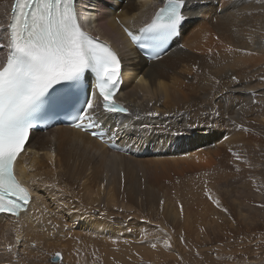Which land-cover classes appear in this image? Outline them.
I'll return each mask as SVG.
<instances>
[{
  "label": "bare ground",
  "instance_id": "obj_1",
  "mask_svg": "<svg viewBox=\"0 0 264 264\" xmlns=\"http://www.w3.org/2000/svg\"><path fill=\"white\" fill-rule=\"evenodd\" d=\"M12 1L0 0V24L8 23ZM99 1L83 3L91 2V12L85 10L92 18L93 34L116 48L131 77L121 84L118 101L142 117H123L131 125L124 134L137 146L132 155L124 156L68 128L30 134L16 173L34 195L29 212L22 213L18 222L0 215V264H52L54 253L50 257L47 253L56 248L62 257L58 264H80L81 243L75 241L79 236L91 249L102 250L104 263L117 264L119 247L112 242L121 230L114 223H119L118 218L125 223L145 220L154 229L159 223L161 243L155 249L143 231L149 226L136 225L139 235H130L135 237L130 244L131 260L201 264L206 260L205 252L199 251L203 245L214 246L223 235L249 231L264 218L257 206L236 202V192L264 202V182H251L248 166H239L241 173L222 182L216 180L231 172V134L245 132L232 120L264 135V95L257 96L260 102L252 105L248 92L242 90L264 93L260 79L264 76V0H203L197 5L198 13L183 26L179 40L172 42L160 60L149 63L132 48L120 24L137 31L163 0H110L107 6ZM193 65H198L199 74L192 71ZM232 75L239 83L232 82ZM210 76L220 84L215 85ZM213 107L219 116L212 114ZM147 111L160 115L144 116ZM250 145L254 156L264 160V143ZM48 184L56 187L48 188ZM206 189L221 195L229 206L228 214L194 197ZM52 190L69 195L53 206ZM108 225L111 230L104 231L110 236L99 241L98 235L105 234L101 228ZM17 229L22 237L19 245L15 243ZM182 232L186 234L183 242L177 240ZM165 239L170 248L164 246ZM8 244L13 245L11 253L6 250ZM222 250L219 246L212 253L220 255ZM244 264L261 263L253 258Z\"/></svg>",
  "mask_w": 264,
  "mask_h": 264
},
{
  "label": "snow or ice",
  "instance_id": "obj_2",
  "mask_svg": "<svg viewBox=\"0 0 264 264\" xmlns=\"http://www.w3.org/2000/svg\"><path fill=\"white\" fill-rule=\"evenodd\" d=\"M202 2L192 0L190 6L189 0H163V6L155 11L150 21L141 24L140 35L127 28L124 31L133 45L148 53L149 59L160 60L169 40L198 13L197 5ZM236 51L256 54L244 49ZM192 71L199 74L198 65H193ZM260 79L264 84V76ZM210 80L215 85L220 84L215 76H210ZM231 80L234 84L239 83L235 75ZM121 83L122 63L118 53L84 30L76 0H14L7 25L0 24V214L18 222L22 213L29 212L34 190L18 178L16 166L18 158L26 151L30 132L41 116L67 106L70 126L105 144L115 140L121 127L131 126L120 119L116 122L118 127H109L105 132L106 117L142 119L139 111L133 114L118 102ZM242 90L248 92L252 105L260 102L257 96L264 95L255 89ZM212 100L215 102V96ZM212 114L219 116L220 112L213 107ZM159 115L156 111L144 113L148 117ZM231 123L249 131L235 120ZM112 147L115 148V144ZM229 151L236 161L248 164L239 153ZM46 187L55 188L56 185ZM205 195L220 211L228 214V209L210 190L206 189ZM160 203L163 206V200ZM258 206L264 207V204ZM156 228L160 230L159 225ZM21 239L17 229L15 243L19 245ZM156 246L151 244L154 249ZM164 246L171 247L168 239L164 240ZM12 247L8 244L6 250L11 253ZM61 258L60 252L54 253L52 264H58Z\"/></svg>",
  "mask_w": 264,
  "mask_h": 264
},
{
  "label": "rangeland",
  "instance_id": "obj_3",
  "mask_svg": "<svg viewBox=\"0 0 264 264\" xmlns=\"http://www.w3.org/2000/svg\"><path fill=\"white\" fill-rule=\"evenodd\" d=\"M99 1V0H97ZM99 3L102 6H107L108 3H110V0H100ZM104 4V5H103ZM96 18L97 16L94 15ZM264 133V132H262ZM232 141H233V152H237L241 155L242 158H245L248 161V164H244L242 162L236 161L234 157L230 156L231 162V172L228 173V175L220 177L217 179L215 177L216 173L212 175V180L214 181L215 178L218 181H223L227 177H232L235 175L236 172H240L239 166H248V178L251 180V182L257 183L259 180H263L264 182V160L254 156V154L249 150L250 144H256V143H264V135L258 134L256 132L247 131L244 132L241 135H236L234 133L231 134ZM237 168H239V171H237ZM223 171V170H221ZM219 172V171H218ZM250 182V181H249ZM213 196L220 200V203L226 207L229 208V206L222 201L221 195H217L214 192H211ZM69 194H62L60 192H56V190H52V205L55 206L58 201L61 199H65ZM236 202H244L251 204L252 206H257L260 214L264 216V207H259L258 205L264 204V202L256 201L255 198L249 196L242 197L238 192L235 193ZM194 197H198L201 200L206 201L209 205H214L211 200L208 199V197L205 195V191L197 193L194 195ZM215 209H219L214 205ZM95 216V215H93ZM119 223L114 222L118 227H121V230L119 231V234L117 238L112 242L114 246L119 247V252L117 256V264H146V260L144 258H138L136 260H131L129 253L130 252V244L131 240H133L135 237L139 235V230L136 227V225H142V226H149L146 228H143V231L148 234V245L151 246V244L155 243L156 245L161 243V238L159 236V230L157 228H151V224L146 222L145 220H132L128 222H124V218H118L117 219ZM159 225L158 222H156V226ZM111 225L106 226V228H101L102 231L104 230H111ZM160 228V227H159ZM201 230H203L202 227H196ZM88 230V229H87ZM87 230H84L83 233H88L92 235L95 239L99 236V241L101 237H108L110 236L109 232L104 231V236H98L93 235L89 233ZM124 232V233H123ZM133 234L134 236L131 238L130 235ZM181 236L186 237L185 233H180L177 236V240H181ZM80 238H77L75 241L78 243H81L78 245V254H79V263L80 264H106L103 262V259L101 257L102 250H93L91 249V245L87 242V240L84 237L79 236ZM143 240V241H146ZM208 246V247H207ZM203 245L199 249L201 252H205L201 258L205 257V262L201 261V264H207L206 261L216 263V264H244L248 262L249 260L253 258H257L261 264H264V218L260 221V224L258 226H253L251 230L241 233H234V234H228L223 235L221 238L217 239L214 243V246L209 245ZM221 246L223 250L221 251L220 255H217L215 253H212L213 249ZM55 252H59L56 248L55 251H49L48 256L52 255ZM46 253V252H44ZM61 253V252H60ZM144 254V253H142ZM197 255L200 254V252H196ZM48 257V258H49ZM140 257V256H139ZM200 256H198L197 259H201ZM130 259V260H129ZM176 260L178 261V257H176ZM49 262V261H48ZM203 262V263H202ZM175 264H179L175 263Z\"/></svg>",
  "mask_w": 264,
  "mask_h": 264
},
{
  "label": "water",
  "instance_id": "obj_4",
  "mask_svg": "<svg viewBox=\"0 0 264 264\" xmlns=\"http://www.w3.org/2000/svg\"><path fill=\"white\" fill-rule=\"evenodd\" d=\"M52 260H53V256H52V258H51V262H52ZM60 261H61V260H60ZM60 261H59V262H60ZM59 262H58V263H59Z\"/></svg>",
  "mask_w": 264,
  "mask_h": 264
}]
</instances>
